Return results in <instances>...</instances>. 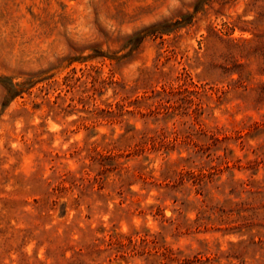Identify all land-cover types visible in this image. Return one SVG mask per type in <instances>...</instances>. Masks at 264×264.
Instances as JSON below:
<instances>
[{"label":"rangeland","instance_id":"obj_1","mask_svg":"<svg viewBox=\"0 0 264 264\" xmlns=\"http://www.w3.org/2000/svg\"><path fill=\"white\" fill-rule=\"evenodd\" d=\"M263 92L264 0H0V264L35 263V237L43 223L34 218L36 199L47 200L55 172L90 164L94 149L107 153L112 147L122 155L124 170L141 164L145 173L158 176L169 156H188L195 141L207 143L193 123L201 100L210 109L200 118L222 139L209 140L208 159L217 165L225 156L230 160L231 169L221 173V180L233 174L260 179L263 168L246 167L264 156ZM117 101L130 110L125 117L132 131L124 137L122 123L100 113L106 103ZM254 121L261 124L253 126ZM244 125L250 128L239 137L236 131ZM177 136L170 150L160 146L161 140ZM142 143L147 148L138 155L135 146ZM117 173L107 182L118 179ZM131 183L125 192H136L132 199L142 206L161 202L162 188L148 191L140 178ZM70 195L61 201L72 203ZM113 197L105 205L98 200L90 219L85 204L69 205L67 218L81 215L82 226L102 220L124 233L161 229L160 218L152 214L136 212L111 221L120 200ZM101 205L108 210H98ZM164 205L166 216H177L172 200ZM188 209L187 218H196L197 210ZM233 217L212 215L208 228L184 230L178 237L168 232L167 241L214 256L249 237L231 232L237 225ZM60 220L57 209L52 222ZM25 230L33 232L23 240ZM73 236L80 240L78 233ZM45 252L41 246L38 256L50 263ZM252 253L248 263L255 260ZM107 255L85 263L146 264L144 256ZM221 262L229 261L224 256Z\"/></svg>","mask_w":264,"mask_h":264},{"label":"trees","instance_id":"obj_2","mask_svg":"<svg viewBox=\"0 0 264 264\" xmlns=\"http://www.w3.org/2000/svg\"><path fill=\"white\" fill-rule=\"evenodd\" d=\"M193 84L200 87L194 81ZM164 91L167 90L164 89ZM171 91L174 92L175 89L171 88ZM216 93L217 100H220L222 94L219 93V89L216 90ZM205 104L202 100L197 102L196 119L193 123L199 125L198 129L207 137V143L195 141L188 156H183L180 152L174 160L169 156L170 151H166L169 157L162 165L158 176L152 175V172L145 173L140 169L141 164L134 165L132 168L126 167L124 170L125 167L120 160L122 155L115 154L112 147L105 149L107 153L94 149L96 153L91 156L92 162L90 164L83 163L78 170L55 172L51 176L53 180L48 187L47 200L40 202L36 199L37 213L34 218L43 223L37 227L39 232L35 237L37 238V250L34 254V264H86L85 262L88 260L90 263H95L104 253H107L108 257L118 255L124 260H129L137 255L144 256L146 264H223L221 258L224 256L229 261L228 264H264V172L258 180L252 177L235 179L234 174L229 175L225 181L221 180V173L226 169H231L230 160L225 156V161L217 165L208 159L211 156L212 148L209 140L220 141L222 139L216 136L211 127L200 118L204 112L210 109ZM100 113H103L101 117L108 119L111 123H122L125 131L121 137L132 131L129 129L131 127L129 118L125 117L127 113H130L125 103L108 102L104 108L100 109ZM260 124L259 121L253 122V126L256 127ZM249 128V125H244V129L236 132L241 137V132ZM177 132L178 130H176V134ZM178 136L174 139L161 140L159 144L166 150H170L177 143ZM153 142L155 147L158 142L155 139ZM135 147V152L138 155L147 148L146 143L136 144ZM87 167L90 168L89 171L86 169ZM246 168L257 169V172L261 168L264 169V156L249 160ZM115 171H118V179H114L111 183L107 182L109 175ZM136 178L142 179L144 187H147L148 191L154 186L158 189L162 188L164 191L160 192L157 197L161 202L144 207L132 199L137 193L128 188L133 193L129 195L125 192V188L128 185L130 187L131 182H135ZM193 192L195 198H191ZM214 192L223 195L224 199L216 198ZM243 193H246V198L243 197ZM67 194H71L72 203L61 201V198ZM115 195H118L120 200L115 203L111 221L122 220L124 216L128 217L136 212L144 216L152 214L160 218L161 229L152 231L149 227H141L124 233L117 231L114 224L107 226L102 220L96 226L88 221L85 226H82L78 221L81 215L68 220L69 205L75 204L78 208L85 204L87 211L85 216L90 219L98 200H102L105 205V202L115 198L113 197ZM168 199L177 205L173 209L177 216H166L167 206L164 203ZM104 205L98 206V210L107 211L108 207ZM189 206H193L198 212L194 219L186 216ZM57 209H59V217H63L64 220L53 223V211ZM212 215H222L228 218L235 215L236 217H233L231 222L237 225L233 227L235 231L231 232L239 237L249 233V237L231 242L227 251L214 256L207 255L208 252L202 251L187 252L181 247H174L167 241L168 232L178 237L184 230L195 232L201 227L208 228ZM181 218L185 219V223L180 221ZM47 222L51 224L50 227L45 226ZM227 229L233 230L232 228ZM31 231L33 232V230ZM31 231L25 230L23 240L26 236L32 235ZM75 233L80 235V240L74 238ZM85 238H89V240H85ZM41 246L46 248V259H52L50 263L39 258L38 250ZM69 250L73 252L68 257L66 253ZM251 252H253L252 258L255 260L248 263L247 254ZM258 253L260 256H257ZM231 259L238 261L233 262Z\"/></svg>","mask_w":264,"mask_h":264}]
</instances>
